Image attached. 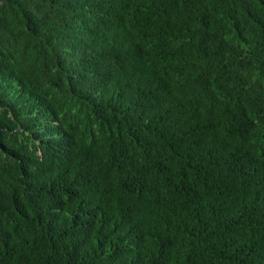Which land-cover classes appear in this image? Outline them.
<instances>
[{
	"label": "trees",
	"instance_id": "obj_1",
	"mask_svg": "<svg viewBox=\"0 0 264 264\" xmlns=\"http://www.w3.org/2000/svg\"><path fill=\"white\" fill-rule=\"evenodd\" d=\"M0 264H264V0H0Z\"/></svg>",
	"mask_w": 264,
	"mask_h": 264
}]
</instances>
